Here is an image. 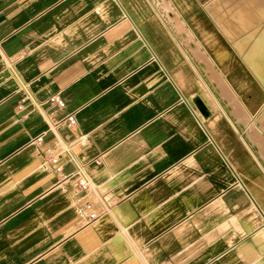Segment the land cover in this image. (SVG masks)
I'll return each mask as SVG.
<instances>
[{
	"label": "crops",
	"instance_id": "crops-1",
	"mask_svg": "<svg viewBox=\"0 0 264 264\" xmlns=\"http://www.w3.org/2000/svg\"><path fill=\"white\" fill-rule=\"evenodd\" d=\"M212 1L0 0V264H264L260 99Z\"/></svg>",
	"mask_w": 264,
	"mask_h": 264
},
{
	"label": "bare ground",
	"instance_id": "bare-ground-1",
	"mask_svg": "<svg viewBox=\"0 0 264 264\" xmlns=\"http://www.w3.org/2000/svg\"><path fill=\"white\" fill-rule=\"evenodd\" d=\"M166 1V0H164ZM209 1V0H207ZM199 2V1H198ZM166 6H169V2H165ZM206 4V3H205ZM171 6V5H170ZM204 5H202L203 7ZM209 6V5H208ZM168 8V7H167ZM170 8V7H169ZM174 8V7H173ZM204 8V7H203ZM256 8V9H255ZM172 10V9H171ZM208 13L217 17V25L220 30H222L226 36L227 40L232 45L237 57L240 61H242L247 69L251 72L256 81L260 84L262 89L264 90V10L258 8L257 4L254 3V0H213L208 7ZM189 12V11H188ZM176 13V12H175ZM207 13V14H208ZM208 14V15H209ZM210 15V16H211ZM253 15V16H252ZM178 16V15H177ZM209 16V17H210ZM212 17V16H211ZM181 18V17H179ZM182 23H180L181 25ZM177 26V27H180ZM184 25V24H182ZM216 25V26H217ZM217 26V27H218ZM181 30H185L183 27H180ZM183 28V29H182ZM178 29V28H177ZM187 29V27H186ZM180 30V32H181ZM185 33L189 31L185 30ZM192 34V33H191ZM224 35V36H225ZM187 36V34H186ZM191 35H189L190 38ZM183 37V36H182ZM192 37V36H191ZM188 38V36L186 37ZM188 38V39H189ZM184 39V38H183ZM187 39V40H188ZM191 39V38H190ZM193 39V38H192ZM191 39V40H192ZM185 42L186 39H184ZM194 40V39H193ZM181 41V40H180ZM196 42L193 41V43ZM228 42V43H229ZM182 43V41L180 42ZM198 44V42H196ZM195 43V44H196ZM187 44V43H186ZM189 44V42H188ZM187 44V45H188ZM196 44V45H197ZM184 45V44H183ZM191 45V44H190ZM199 46V45H198ZM197 46V47H198ZM196 47V46H195ZM196 47V48H197ZM225 47V46H224ZM190 48V47H188ZM191 49H194L190 48ZM200 50V49H198ZM230 50V49H229ZM186 51V50H185ZM202 51V50H201ZM205 52V51H204ZM216 52V51H215ZM186 53H188L186 51ZM203 53V52H202ZM204 54V53H203ZM216 54V53H215ZM190 56V55H189ZM195 57V56H194ZM227 57L226 55H218V60ZM187 60V59H186ZM205 60V59H204ZM209 60V59H208ZM210 61V60H209ZM194 62V61H193ZM202 62V61H201ZM199 63V61H198ZM206 63V62H205ZM213 62L214 72H218L216 70V64ZM195 64V63H194ZM200 64V63H199ZM208 64V63H207ZM211 64V61L210 63ZM196 65V64H195ZM204 65V64H202ZM205 66V65H204ZM197 67V66H196ZM202 67V66H201ZM198 68V67H197ZM193 69V68H191ZM194 71V70H193ZM219 73V72H218ZM197 74V73H196ZM197 76H199L197 74ZM222 76V75H221ZM201 77V75H200ZM203 77V76H202ZM201 77V78H202ZM224 77V76H223ZM200 78V79H201ZM204 79V78H202ZM205 82V81H204ZM203 83V82H202ZM206 85V83H205ZM208 85V84H207ZM182 87L183 84H182ZM204 88H206L204 86ZM190 89V88H189ZM214 89V88H213ZM231 90V88H229ZM207 93V92H206ZM210 93V92H208ZM211 98V96H209ZM191 98V97H190ZM213 98V97H212ZM237 98V97H236ZM192 99V98H191ZM208 100V99H207ZM212 100V99H211ZM216 102V101H214ZM196 103V102H194ZM217 104V103H216ZM221 104V103H220ZM204 105V104H203ZM219 106V105H218ZM217 106V109H218ZM206 107V106H205ZM238 107V106H237ZM240 107V106H239ZM199 108V107H198ZM215 108V107H214ZM230 116L232 113L234 115L235 109L232 106L228 107ZM236 108V107H235ZM237 109V108H236ZM240 109V108H239ZM243 109L247 110L248 117L250 120L248 123L239 121V132H241L243 143L247 144L248 148L255 152L258 148L264 150V102L259 107L258 111L255 114H252L250 110H248L247 106L244 105ZM222 111V109H221ZM225 112V111H224ZM228 113V114H229ZM205 114V113H204ZM226 114V113H225ZM224 115V114H223ZM226 115H224L225 117ZM196 117V116H195ZM223 117V118H224ZM229 117V116H228ZM230 118V117H229ZM227 118V120L229 119ZM220 119V118H219ZM236 119V118H235ZM229 121V120H228ZM231 121V120H230ZM229 121V122H230ZM214 123V122H212ZM234 123V122H233ZM231 124V123H230ZM235 124V123H234ZM233 124V125H234ZM213 125V124H212ZM217 127V126H216ZM236 127V126H235ZM234 128V127H231ZM210 129V125H209ZM237 129V128H235ZM255 130L258 134L259 141L256 143H250L246 140L245 130ZM217 130V129H216ZM243 130V131H242ZM238 131V130H237ZM238 134V133H237ZM240 134V133H239ZM238 134V135H239ZM229 136V135H228ZM240 136V135H239ZM233 139V137H232ZM236 141V140H235ZM237 142V141H236ZM244 149V148H243ZM242 154V153H241ZM256 154V153H255ZM248 162V161H247ZM246 162V163H247ZM261 166V163H259ZM250 167V166H249ZM248 170V169H247ZM263 172V171H262ZM247 176V175H246ZM253 185V184H252Z\"/></svg>",
	"mask_w": 264,
	"mask_h": 264
},
{
	"label": "rangeland",
	"instance_id": "rangeland-1",
	"mask_svg": "<svg viewBox=\"0 0 264 264\" xmlns=\"http://www.w3.org/2000/svg\"><path fill=\"white\" fill-rule=\"evenodd\" d=\"M254 3L257 4L259 9L264 10V0H254ZM237 61H239V59H238V57L235 54H231L229 56V62H237ZM229 73H230V77L231 78H235L236 77V70L229 71ZM243 75H244V78H245V93L246 94H251L253 89H254L255 94L259 95V99H260L259 102H255V106L259 105L257 110L254 111L256 113L258 111L259 107L261 106V104L264 102V90L262 89L261 86L258 85L259 83L253 77V75L247 69V67H245V69L243 71ZM229 92H230L229 94L233 95V93H232V91L230 89H229ZM232 115H233V113H232ZM234 116H236V109H235ZM249 120H250V118L248 117V112H247V110L244 109V119L242 121L246 125V123H248ZM238 121H241V118H239ZM244 133H246L245 134L246 135V140L248 142L256 143L257 141H259V138L257 137L258 134H257V132L255 130H251V129L250 130H245ZM245 146L248 148L247 144H245ZM248 150L250 151V154L254 158L255 162L258 164V166L260 168V171L261 172L263 171L262 173L264 175V150L261 149V148H258L255 152H252L249 148H248ZM259 163H261V166H260Z\"/></svg>",
	"mask_w": 264,
	"mask_h": 264
},
{
	"label": "built area",
	"instance_id": "built-area-1",
	"mask_svg": "<svg viewBox=\"0 0 264 264\" xmlns=\"http://www.w3.org/2000/svg\"><path fill=\"white\" fill-rule=\"evenodd\" d=\"M48 103L51 104V105H54L56 107H62L63 106V101L62 99L58 96V95H53L51 96L49 99H48ZM65 122L68 124V125H74L75 124V118L72 114L68 115L66 118H65ZM34 142H36V144H40L41 142V137H36L34 140ZM39 147V145L37 146ZM50 160L48 161H44V167H49V169H51L53 172L55 173H60L61 169H60V166L58 164V159L56 157H52V158H49ZM70 178V175H64L63 176V180H66ZM86 182L85 180L83 179H79L77 181V186H78V189L79 191H83L86 189ZM78 215L80 217H82V219L84 220V222H91L94 218H95V214L92 210V205L91 203L89 202H86L82 205V207H80L78 209Z\"/></svg>",
	"mask_w": 264,
	"mask_h": 264
}]
</instances>
